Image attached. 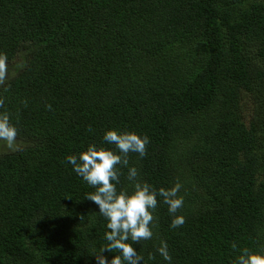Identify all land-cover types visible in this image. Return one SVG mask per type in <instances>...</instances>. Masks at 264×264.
<instances>
[{
	"label": "trees",
	"instance_id": "trees-1",
	"mask_svg": "<svg viewBox=\"0 0 264 264\" xmlns=\"http://www.w3.org/2000/svg\"><path fill=\"white\" fill-rule=\"evenodd\" d=\"M0 62L20 144L0 151V264H97L107 221L66 156L114 148L108 128L149 137L139 182L182 184L185 222L158 202L142 264L264 252V0H0Z\"/></svg>",
	"mask_w": 264,
	"mask_h": 264
},
{
	"label": "clouds",
	"instance_id": "clouds-1",
	"mask_svg": "<svg viewBox=\"0 0 264 264\" xmlns=\"http://www.w3.org/2000/svg\"><path fill=\"white\" fill-rule=\"evenodd\" d=\"M3 70L4 65L0 62V75ZM2 104L3 100H0V105ZM18 131L9 114L0 112V142L13 151L18 150ZM103 141L114 148L89 144L78 154L66 156V162L72 166V170L95 189L85 197L98 206L100 215L107 221L108 230L104 233L107 243L100 253L95 255L97 264H142L143 257L133 245L152 238L153 213L158 202L167 205V211L172 216L171 228L175 229L184 224L185 217L177 214L184 204V197L179 195L182 184L177 181L171 187L156 188L137 180L138 170L135 166H129L128 156L133 152L138 153L140 157L146 155V146L149 144L147 135L131 130L108 128L103 133ZM119 166L127 167V179L132 182V191L118 189ZM114 250L119 254L114 255L111 260L103 255ZM157 251L165 261L171 262L172 257L166 241L161 242ZM233 264H264V252L244 248Z\"/></svg>",
	"mask_w": 264,
	"mask_h": 264
},
{
	"label": "rangeland",
	"instance_id": "rangeland-1",
	"mask_svg": "<svg viewBox=\"0 0 264 264\" xmlns=\"http://www.w3.org/2000/svg\"><path fill=\"white\" fill-rule=\"evenodd\" d=\"M10 76H11V73L7 71V72H5V73L2 75L1 80L5 79V81H6L7 79L10 78ZM245 103H246V106H247V113L249 114V112H250L251 109H252V103H251V101H250V98H248V100H247ZM246 120H247V122H248V119H246ZM17 142H18V141H17ZM18 145H20V144L18 143ZM6 150H9V148H8L4 143L0 142V151H6Z\"/></svg>",
	"mask_w": 264,
	"mask_h": 264
}]
</instances>
